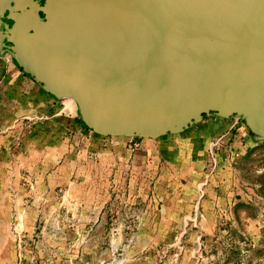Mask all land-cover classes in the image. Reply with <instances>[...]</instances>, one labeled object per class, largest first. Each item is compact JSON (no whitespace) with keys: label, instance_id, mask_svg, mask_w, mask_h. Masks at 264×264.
Instances as JSON below:
<instances>
[{"label":"rangeland","instance_id":"1","mask_svg":"<svg viewBox=\"0 0 264 264\" xmlns=\"http://www.w3.org/2000/svg\"><path fill=\"white\" fill-rule=\"evenodd\" d=\"M19 60L44 99L0 126V264H264L257 112L204 114L205 155L168 164Z\"/></svg>","mask_w":264,"mask_h":264},{"label":"water","instance_id":"2","mask_svg":"<svg viewBox=\"0 0 264 264\" xmlns=\"http://www.w3.org/2000/svg\"><path fill=\"white\" fill-rule=\"evenodd\" d=\"M20 34L25 51L8 41ZM11 47L44 84L77 78L110 131L155 137L246 110L264 134V0H0Z\"/></svg>","mask_w":264,"mask_h":264},{"label":"crops","instance_id":"3","mask_svg":"<svg viewBox=\"0 0 264 264\" xmlns=\"http://www.w3.org/2000/svg\"><path fill=\"white\" fill-rule=\"evenodd\" d=\"M19 56L16 52L4 49L0 52V126L10 121L12 114L19 107L30 105L40 107L44 99L40 97L39 86L19 67ZM252 130L258 126L257 122L249 124ZM264 128L263 125L261 126ZM213 130L212 124L203 122L191 123L176 132H166V136L157 139L160 144L157 155L167 161L168 164L177 161L194 163L201 160L208 149V142ZM262 133V131H261ZM164 135V134H163Z\"/></svg>","mask_w":264,"mask_h":264},{"label":"bare ground","instance_id":"4","mask_svg":"<svg viewBox=\"0 0 264 264\" xmlns=\"http://www.w3.org/2000/svg\"><path fill=\"white\" fill-rule=\"evenodd\" d=\"M16 36H18L19 38L18 37L17 38H10L8 40L9 43H11L13 45H16L19 48H21L22 50H24V47L22 46V43L21 42L26 43L25 36L23 34L16 35ZM78 73H80L79 76H81V78L90 80L100 90L99 84L95 80V78H93L91 75H89L88 73H85V72H78ZM58 84L60 85L59 87L61 89H63V91H65L66 93H75V94H78L80 97H82L84 101L87 100L86 99L88 97L86 95L87 92L84 91V90H81L80 82L77 81V78H65L62 81H60Z\"/></svg>","mask_w":264,"mask_h":264},{"label":"built area","instance_id":"5","mask_svg":"<svg viewBox=\"0 0 264 264\" xmlns=\"http://www.w3.org/2000/svg\"><path fill=\"white\" fill-rule=\"evenodd\" d=\"M212 147V146H211ZM211 147H210V149H211ZM210 152H211V154H212V149L210 150Z\"/></svg>","mask_w":264,"mask_h":264}]
</instances>
